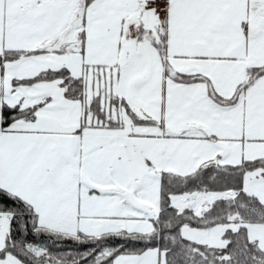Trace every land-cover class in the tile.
<instances>
[{"label":"snow or ice","instance_id":"6c2138e0","mask_svg":"<svg viewBox=\"0 0 264 264\" xmlns=\"http://www.w3.org/2000/svg\"><path fill=\"white\" fill-rule=\"evenodd\" d=\"M0 264H264V0H0Z\"/></svg>","mask_w":264,"mask_h":264}]
</instances>
